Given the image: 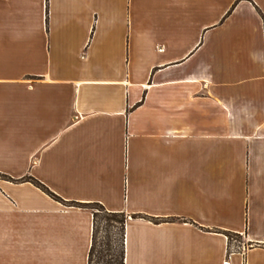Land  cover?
<instances>
[{"label": "crops", "instance_id": "crops-1", "mask_svg": "<svg viewBox=\"0 0 264 264\" xmlns=\"http://www.w3.org/2000/svg\"><path fill=\"white\" fill-rule=\"evenodd\" d=\"M69 202L124 264H264V0H0V264H88Z\"/></svg>", "mask_w": 264, "mask_h": 264}, {"label": "trees", "instance_id": "trees-1", "mask_svg": "<svg viewBox=\"0 0 264 264\" xmlns=\"http://www.w3.org/2000/svg\"><path fill=\"white\" fill-rule=\"evenodd\" d=\"M240 1V0H238ZM25 181L32 182L35 186L43 190L50 197L55 200L61 201L60 198L51 193L45 186L33 179H27ZM73 207L90 209L93 213V234L92 244L88 255V264H124V235L125 225L129 216L124 213H111L105 210V208L99 204H79L74 202L67 203ZM93 207L98 209L101 213V219L99 222V214L93 211ZM132 219H143L158 222L159 220L149 218L144 215H132ZM103 233L102 241L98 244V234ZM226 235L231 240L236 234L220 232Z\"/></svg>", "mask_w": 264, "mask_h": 264}, {"label": "rangeland", "instance_id": "rangeland-1", "mask_svg": "<svg viewBox=\"0 0 264 264\" xmlns=\"http://www.w3.org/2000/svg\"><path fill=\"white\" fill-rule=\"evenodd\" d=\"M93 211L99 214V222H100L102 216L101 213L98 212V209L96 207H93ZM102 237H103V233L100 231L98 234V241H97L98 244L102 241Z\"/></svg>", "mask_w": 264, "mask_h": 264}]
</instances>
